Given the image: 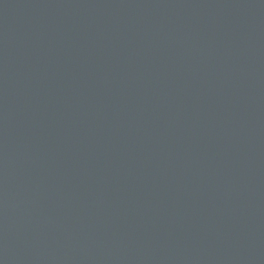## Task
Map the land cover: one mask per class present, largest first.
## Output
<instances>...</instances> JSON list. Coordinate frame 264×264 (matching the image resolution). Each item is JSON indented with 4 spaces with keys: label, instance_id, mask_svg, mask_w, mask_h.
Returning a JSON list of instances; mask_svg holds the SVG:
<instances>
[{
    "label": "water",
    "instance_id": "water-1",
    "mask_svg": "<svg viewBox=\"0 0 264 264\" xmlns=\"http://www.w3.org/2000/svg\"><path fill=\"white\" fill-rule=\"evenodd\" d=\"M0 264H264V0H0Z\"/></svg>",
    "mask_w": 264,
    "mask_h": 264
}]
</instances>
